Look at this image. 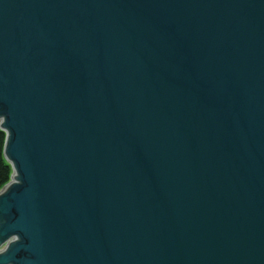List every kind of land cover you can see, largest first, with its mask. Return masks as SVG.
I'll return each instance as SVG.
<instances>
[{
    "label": "water",
    "instance_id": "obj_1",
    "mask_svg": "<svg viewBox=\"0 0 264 264\" xmlns=\"http://www.w3.org/2000/svg\"><path fill=\"white\" fill-rule=\"evenodd\" d=\"M0 264H264V0H0Z\"/></svg>",
    "mask_w": 264,
    "mask_h": 264
},
{
    "label": "trees",
    "instance_id": "obj_2",
    "mask_svg": "<svg viewBox=\"0 0 264 264\" xmlns=\"http://www.w3.org/2000/svg\"><path fill=\"white\" fill-rule=\"evenodd\" d=\"M4 133L0 131V188L10 179L11 167L3 154Z\"/></svg>",
    "mask_w": 264,
    "mask_h": 264
},
{
    "label": "rangeland",
    "instance_id": "obj_3",
    "mask_svg": "<svg viewBox=\"0 0 264 264\" xmlns=\"http://www.w3.org/2000/svg\"><path fill=\"white\" fill-rule=\"evenodd\" d=\"M3 247L2 245L0 246V248Z\"/></svg>",
    "mask_w": 264,
    "mask_h": 264
}]
</instances>
